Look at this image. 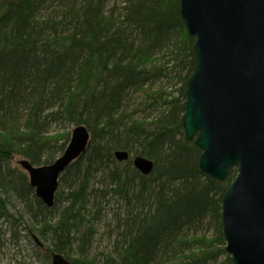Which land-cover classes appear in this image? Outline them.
<instances>
[{
    "label": "trees",
    "instance_id": "1",
    "mask_svg": "<svg viewBox=\"0 0 264 264\" xmlns=\"http://www.w3.org/2000/svg\"><path fill=\"white\" fill-rule=\"evenodd\" d=\"M195 66L180 0H0V219L12 238L20 226L38 237L47 264L52 253L72 264H234L222 201L237 169L225 182L204 174L182 123ZM81 125L88 149L48 208L14 162L53 164ZM136 156L153 161L150 175Z\"/></svg>",
    "mask_w": 264,
    "mask_h": 264
},
{
    "label": "water",
    "instance_id": "2",
    "mask_svg": "<svg viewBox=\"0 0 264 264\" xmlns=\"http://www.w3.org/2000/svg\"><path fill=\"white\" fill-rule=\"evenodd\" d=\"M180 13L196 60L186 86L185 137L200 149L199 167L210 178L225 182L237 168L222 202L226 252L234 264H264V0H180ZM90 140L89 130L77 126L53 164L19 161L48 208L60 177L86 153ZM115 158L127 161L130 154L117 151ZM133 164L145 176L154 169L143 156ZM51 264L72 262L52 253Z\"/></svg>",
    "mask_w": 264,
    "mask_h": 264
},
{
    "label": "rangeland",
    "instance_id": "3",
    "mask_svg": "<svg viewBox=\"0 0 264 264\" xmlns=\"http://www.w3.org/2000/svg\"><path fill=\"white\" fill-rule=\"evenodd\" d=\"M20 160L21 159H17L14 162L15 166L19 168H21L19 165ZM18 210L21 211V206H18ZM27 225L31 227L30 223ZM0 229L6 235V247L3 250L0 264H47L43 257V253L35 248V246L38 245L34 239L35 235L33 237L28 236L23 226L15 227L16 232H14V238H12L13 226L5 222L4 219H0ZM103 233L104 228L100 230L98 236V239H100L98 241L101 242L100 246L107 244L106 240L101 239L103 238ZM98 243L99 242L94 246L95 250Z\"/></svg>",
    "mask_w": 264,
    "mask_h": 264
},
{
    "label": "bare ground",
    "instance_id": "4",
    "mask_svg": "<svg viewBox=\"0 0 264 264\" xmlns=\"http://www.w3.org/2000/svg\"><path fill=\"white\" fill-rule=\"evenodd\" d=\"M143 175V174H142ZM143 176H145V175H143ZM227 191V190H226ZM225 195V194H224ZM224 197V196H223ZM223 202V201H222ZM226 250V249H225ZM227 253V252H226ZM228 255V254H227ZM228 256H230V255H228ZM231 257V256H230ZM232 259V258H231ZM233 261V260H232ZM234 263V262H233Z\"/></svg>",
    "mask_w": 264,
    "mask_h": 264
}]
</instances>
